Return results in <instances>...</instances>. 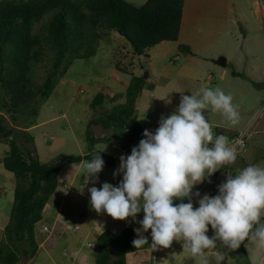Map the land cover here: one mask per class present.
<instances>
[{"label": "rangeland", "instance_id": "1", "mask_svg": "<svg viewBox=\"0 0 264 264\" xmlns=\"http://www.w3.org/2000/svg\"><path fill=\"white\" fill-rule=\"evenodd\" d=\"M128 1L141 5L146 0ZM52 17L53 14L48 15L45 20ZM45 25L42 21L35 30ZM102 32L96 54L89 59L74 60L68 71L58 76L52 95L37 104V114H20L14 118L7 109L0 108L4 124L34 138L19 141L23 149L31 150L43 163L55 161L64 154H85L89 148L87 127L94 116L90 102L95 95L98 92L106 94L105 105L111 108L114 102L108 101L110 97L122 93L117 102L125 101L131 78L147 73L145 86L135 104L137 119L144 130L154 133L158 125L153 130L151 124L160 117L159 123L162 116H170L177 109L180 91L191 95L202 87H220L230 93L233 103L239 106L240 122L234 127L220 113L205 112L215 135H220L218 130H223L231 144H235L237 137L244 136L245 146H236L239 154L234 164L210 176V183L215 180L211 184L213 188L203 186L207 178L193 187L194 207H199L198 201L204 194H218L219 189L214 185L225 182L228 172L234 174L248 164L264 167V0H185L179 39L163 41L141 55L135 54L130 42L117 31L105 29ZM180 44L189 45L191 52L181 50ZM221 55L228 59L225 67L214 62ZM53 58L54 52H46L45 57L33 65L32 75L37 83H41L52 69ZM233 70L240 75L234 76ZM93 132L98 137L106 135L110 138L116 133L102 126H93ZM112 140L96 145V149H105L104 152L113 155L116 164L103 167L99 179L92 178L94 185L92 182L86 185L85 177L79 171L80 164H64L57 190L44 207L43 219L36 224L38 251L34 257L26 256V264H97L95 237L105 229L120 234L125 228L132 227L135 239L143 235L152 244L151 229L139 234L136 231L142 228L137 218L143 219V210L135 218L118 220L91 208L88 189L92 186L100 188L104 182L119 186L123 174L114 173L120 167V156L130 155L132 151L111 144ZM9 149L8 140H1L0 248L3 250L13 247L5 230L16 185L14 173L3 163ZM197 191L199 197L195 196ZM207 235H214L211 225ZM248 249L258 255V264H264V249L258 250L247 239L236 250L225 248L218 241L216 248L208 250L210 264H215L213 256L216 252L224 254L222 264H251ZM183 250V241L174 240L168 248L152 249L149 246L128 253L126 263L196 264L190 253Z\"/></svg>", "mask_w": 264, "mask_h": 264}, {"label": "trees", "instance_id": "2", "mask_svg": "<svg viewBox=\"0 0 264 264\" xmlns=\"http://www.w3.org/2000/svg\"><path fill=\"white\" fill-rule=\"evenodd\" d=\"M184 4L185 0H146L141 5L128 0H0V108L7 109L14 118L20 114H37V104L52 95L58 76L65 74L74 60L89 59L96 54L105 29L115 30L125 37L138 55L163 41H177ZM52 14V18L45 20ZM42 21L46 23L44 28L35 30ZM179 48L191 52L189 45L180 44ZM46 52H54L53 67L44 80L37 83L32 75L33 65L39 63ZM232 74L240 75L236 70ZM145 83L143 76H133L125 91V101L117 102L123 94H115L108 99L114 102L111 108L105 105L106 94L98 92L90 102L94 116L87 127V152L64 154L48 163L41 162L31 150L19 144L21 140L32 141V135L26 137L24 132H17L18 128L4 124V117L0 116V141L7 139L10 145L3 158L4 167L16 177L10 220L5 228L13 247L0 248V264H22L25 252L30 257L36 255L39 248L36 224L43 219L44 207L57 190L64 164L79 165L90 160L94 151H101L96 149L101 141L113 139L111 144L125 150L138 146L145 138L135 108ZM93 126L113 129L116 133L112 138L98 137ZM100 154L104 167L116 164L113 155L104 151ZM218 185L220 183L216 182L214 188L218 189ZM180 202L174 200V204ZM183 202L189 201L185 198ZM134 239L132 227L120 234L105 229L96 238L95 262L127 264L128 253L151 246L147 239L148 244L136 248L132 243Z\"/></svg>", "mask_w": 264, "mask_h": 264}, {"label": "clouds", "instance_id": "3", "mask_svg": "<svg viewBox=\"0 0 264 264\" xmlns=\"http://www.w3.org/2000/svg\"><path fill=\"white\" fill-rule=\"evenodd\" d=\"M180 92L177 109L161 117L154 133L145 129V138L130 155L120 156V167L114 173L123 174L119 186L104 182L100 188L88 189L91 208L118 220L135 218L143 210L142 228L136 231L151 229V248H168L174 240L183 241V251L196 264H210L208 250L216 248L218 241L236 250L247 239L258 250L264 249V167L248 164L234 174L228 172L217 195L204 194L199 207L192 202L193 187L234 164L239 154L227 136L213 133L205 112L220 113L234 127L240 122L239 106L220 87H202L191 95ZM103 150L94 151L90 160L80 163L86 185L99 179L105 165ZM185 198L189 202H183ZM176 199L181 202L174 204ZM209 225L212 237L207 235ZM132 243L141 248L148 240L140 235ZM248 250L251 264H258V255ZM213 259L222 264L225 256L216 252Z\"/></svg>", "mask_w": 264, "mask_h": 264}, {"label": "water", "instance_id": "4", "mask_svg": "<svg viewBox=\"0 0 264 264\" xmlns=\"http://www.w3.org/2000/svg\"><path fill=\"white\" fill-rule=\"evenodd\" d=\"M214 62L219 65V66H222V67H225L228 63V59L226 56L224 55H221L219 56L218 58L214 59ZM148 74L146 73L143 78H147ZM26 256H27V253L25 252L23 255H22V264H26Z\"/></svg>", "mask_w": 264, "mask_h": 264}, {"label": "built area", "instance_id": "5", "mask_svg": "<svg viewBox=\"0 0 264 264\" xmlns=\"http://www.w3.org/2000/svg\"><path fill=\"white\" fill-rule=\"evenodd\" d=\"M234 145H235V146H241V145L245 146V138H244V136H239V137H237V138H236V142H235ZM209 185H210V179L208 178V179L206 180L205 184L203 183V186L207 187V186H209Z\"/></svg>", "mask_w": 264, "mask_h": 264}, {"label": "crops", "instance_id": "6", "mask_svg": "<svg viewBox=\"0 0 264 264\" xmlns=\"http://www.w3.org/2000/svg\"><path fill=\"white\" fill-rule=\"evenodd\" d=\"M225 69L223 70V72H222V74H224L225 73ZM160 118V117H159ZM159 118L157 119V120H155L154 122H153V124H151V127H150V129H155V127H157V125H158V127H159V123H158V121H159ZM157 127V128H158ZM223 133V130H218V133ZM137 219H139V220H141V217H138ZM95 238H97V237H95Z\"/></svg>", "mask_w": 264, "mask_h": 264}]
</instances>
